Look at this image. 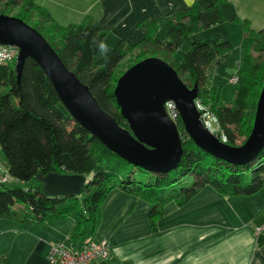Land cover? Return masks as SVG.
I'll return each instance as SVG.
<instances>
[{"label":"trees","instance_id":"1","mask_svg":"<svg viewBox=\"0 0 264 264\" xmlns=\"http://www.w3.org/2000/svg\"><path fill=\"white\" fill-rule=\"evenodd\" d=\"M0 14L18 17L39 31L123 127L127 122L113 94L116 81L134 63L156 56L173 67L188 87L198 85L196 100L215 113L228 144L240 145L250 132L264 82V31L244 24L235 102L224 104L217 84L212 83L213 70L231 53L233 44L220 35L197 37L224 22L218 3L208 7L194 3L168 20L142 22L139 27L144 36L138 43L118 41L97 59L106 33L95 22L60 25L33 0H0ZM126 58L129 62L120 71ZM176 123L183 146L180 162L167 171L145 170L110 151L76 122L33 59H26L19 82L14 62L0 64V152L14 180L0 184V218L42 224L70 216L75 222L72 239L78 241L94 231L98 209L113 188L150 202L148 217L155 227L166 202L183 205L204 185L232 195H250L264 186V147L247 162H226L195 145L179 116ZM38 171L81 174L89 179L76 194L47 195L35 179Z\"/></svg>","mask_w":264,"mask_h":264},{"label":"crops","instance_id":"2","mask_svg":"<svg viewBox=\"0 0 264 264\" xmlns=\"http://www.w3.org/2000/svg\"><path fill=\"white\" fill-rule=\"evenodd\" d=\"M33 1L60 25L95 22L106 33L104 40L113 44L135 45L144 36L139 27L142 22L168 20L194 3L202 7L218 3L223 23L241 30L242 38L244 24L253 31H264V0ZM223 23L212 26H218V33L214 31L211 37L227 36L235 48ZM165 31L163 24L162 35ZM35 179L45 194L68 196L80 192L89 176L38 171ZM151 205L118 188L106 195L94 231L81 238L90 235L108 240L109 257L96 264H264V233L253 231L263 219L264 186L250 195H232L204 185L183 205L166 202L155 227L148 217ZM74 227L70 216L42 224L0 218V264H48L46 254L52 244L59 241L71 247L77 243L72 239Z\"/></svg>","mask_w":264,"mask_h":264},{"label":"water","instance_id":"3","mask_svg":"<svg viewBox=\"0 0 264 264\" xmlns=\"http://www.w3.org/2000/svg\"><path fill=\"white\" fill-rule=\"evenodd\" d=\"M0 45L18 48L14 62L17 82L26 59H33L76 122L110 151L145 170H170L183 155L180 131L166 109L167 102L175 105L188 137L214 157L243 163L264 147V82L250 132L240 145L232 146L203 125L196 104L198 85L188 87L176 70L159 57L143 58L118 77L113 94L127 122L123 127L100 106L88 85L63 63L34 27L18 17L0 14Z\"/></svg>","mask_w":264,"mask_h":264},{"label":"built area","instance_id":"4","mask_svg":"<svg viewBox=\"0 0 264 264\" xmlns=\"http://www.w3.org/2000/svg\"><path fill=\"white\" fill-rule=\"evenodd\" d=\"M18 54V48L12 46L0 45V64L15 62ZM238 74L234 73L229 77V82L236 83ZM196 104L201 111V120L203 125L219 139L226 141L225 136L221 132L219 121L215 113L205 108L197 100ZM166 109L170 117L174 120L178 117L175 105L172 102L166 103ZM14 181L10 177L6 165L0 166V184L10 183ZM255 234L264 233V210L263 219L254 225ZM110 245L106 238H95L87 236L80 239L71 247H66L62 242L52 244L46 254L48 264H96L98 261H104L109 257Z\"/></svg>","mask_w":264,"mask_h":264},{"label":"rangeland","instance_id":"5","mask_svg":"<svg viewBox=\"0 0 264 264\" xmlns=\"http://www.w3.org/2000/svg\"><path fill=\"white\" fill-rule=\"evenodd\" d=\"M224 24V23H223ZM222 24V25H223ZM226 32H228L231 38L236 42V47L231 51V53L224 58L213 70V84H217V94L220 95V100L227 105H234L235 102V91H236V84L229 82V77L234 74L237 70L240 69L242 65V55L240 50V40H241V30L237 27L231 25L229 22H225L223 25ZM214 31L218 33V26L215 28L210 27L207 30L200 32L197 37L201 36L202 38H209L213 35ZM227 37V36H225ZM223 37V38H225ZM229 38V37H228ZM239 42V43H237ZM115 44L110 43L108 39L104 40L98 54L95 56V59L102 56L109 48L113 47ZM252 56H255L256 53L253 51L251 52ZM129 60L126 58L125 62L123 63L122 67L119 69L123 71L128 64ZM192 87V86H191ZM174 120V119H173ZM176 122V120H174ZM6 165L3 157L1 156L0 152V166Z\"/></svg>","mask_w":264,"mask_h":264}]
</instances>
